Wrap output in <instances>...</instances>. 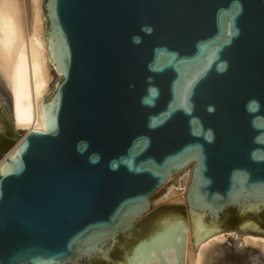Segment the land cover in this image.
Returning <instances> with one entry per match:
<instances>
[{
  "label": "water",
  "instance_id": "95a60500",
  "mask_svg": "<svg viewBox=\"0 0 264 264\" xmlns=\"http://www.w3.org/2000/svg\"><path fill=\"white\" fill-rule=\"evenodd\" d=\"M45 10L63 79L0 170V264L122 261L156 203L264 234V0Z\"/></svg>",
  "mask_w": 264,
  "mask_h": 264
},
{
  "label": "bare ground",
  "instance_id": "6f19581e",
  "mask_svg": "<svg viewBox=\"0 0 264 264\" xmlns=\"http://www.w3.org/2000/svg\"><path fill=\"white\" fill-rule=\"evenodd\" d=\"M42 3L43 0H0V109L18 133L27 132L24 137L33 130H45L46 98L59 84L54 73L63 75L52 59L45 38L46 15ZM24 137L0 159V170L6 157L17 154V146ZM189 216L190 223L172 214L166 219L160 217L159 223L156 219L158 224L153 225L155 228L144 239L151 242L154 233L165 229L168 221L175 220L181 224L178 223L181 236L176 235L177 242L157 252L150 249L143 261L125 264H181L178 261L183 251L182 264H227L230 254L224 247L226 243L235 246L236 251H256L251 264H264V235L261 233L223 230L215 224H207L199 214Z\"/></svg>",
  "mask_w": 264,
  "mask_h": 264
},
{
  "label": "rangeland",
  "instance_id": "374dc122",
  "mask_svg": "<svg viewBox=\"0 0 264 264\" xmlns=\"http://www.w3.org/2000/svg\"><path fill=\"white\" fill-rule=\"evenodd\" d=\"M45 2H46V0H43V3H42V8H43L44 14L46 13ZM45 30H46L45 31V33H46L48 30V19H47V17H46ZM54 77H55V81H57V82H60L63 79V75L59 76L56 72L54 73ZM54 91H55V88L47 96L46 100H49L51 98ZM6 122L11 123V121L6 116L3 115V113L1 112V109H0V127H1L0 130L3 129ZM26 133L27 132H22V133H17V134L19 135V137H24V135ZM16 142L17 141L12 143L7 148L2 149L1 152L4 154L0 153V159H2L6 153L8 154V152L11 151L15 147ZM173 206L178 207V209L177 210H174V209L173 210H166L165 209V208H169V207H173ZM152 212H154V214L151 217V220L149 222L147 230L143 234H136L135 235L131 250L134 248V246L136 245L137 242H139L140 240L149 236V234L153 231L155 226L160 221H162V219H160V217H162V218L164 217V219H166L165 217L168 216L167 218H169V215L176 214L178 216H181L184 220H186L187 223H190V216H189L190 213L188 212V208L184 203H156L153 205L152 210L150 212H148L146 215H144L142 217V219H146ZM156 221L158 223H156ZM168 223L169 224L167 225V227L165 229H163L162 231L156 232L152 235V237H151L152 241L151 242H147L146 244H143L141 247H138V249H136L137 251H136V253H134L132 255V257L129 260V263H133V261H136L139 259L143 261L148 256L150 249L157 252L162 247L164 248L165 246H170L173 243L177 242L176 235L178 236L179 234H181V230L178 228V227H181V226H178V223L180 224V221L177 222L175 220L174 221L170 220V221H168ZM206 223L210 224V225L212 224V223L207 222V221H206ZM154 224H155V226H153ZM185 231H187V229H185ZM229 231H231V230H229ZM261 234L264 235L263 233H261ZM179 236H181V235H179ZM226 242H229V240H227ZM226 242H224V243H226ZM157 247H160V248L157 249ZM224 247L226 248L228 255L230 254L229 255L230 259H229V261H227L228 262L227 264H251V261H252L251 257H254L257 253L254 250H251L248 253L243 252V251L242 252L236 251V247L232 246L231 243H230V245H228V243L224 244ZM119 249H120L122 261H114V264H124L126 257L128 256L129 253L132 252L130 249H126V248H122V247H119ZM179 258H180V261H178V262H181V264H182V261L184 258V251H183L182 257L180 254Z\"/></svg>",
  "mask_w": 264,
  "mask_h": 264
},
{
  "label": "flooded vegetation",
  "instance_id": "af4514ba",
  "mask_svg": "<svg viewBox=\"0 0 264 264\" xmlns=\"http://www.w3.org/2000/svg\"><path fill=\"white\" fill-rule=\"evenodd\" d=\"M18 132L15 130V127L12 125V123L10 122H6L5 123V126L3 127L2 130H0V153L1 154H4L2 153V149L4 148H7L8 146H10L12 143H14L15 141H17V137L18 139L20 138L19 135L17 134ZM152 208H153V205H152ZM166 210H177L178 207H169V208H165ZM164 209V210H165ZM152 210V209H151ZM150 210V211H151ZM149 211V212H150ZM225 213V212H224ZM221 214V217L225 216V214ZM173 215H176V214H173ZM210 217V216H209ZM243 224L239 225V226H235V225H232L230 227H227L226 229H223V230H233V229H237L239 228L240 226H242ZM143 240V239H142ZM141 241V240H140ZM139 241V242H140ZM138 243V242H137ZM136 243V244H137ZM85 261H82L81 264H83Z\"/></svg>",
  "mask_w": 264,
  "mask_h": 264
}]
</instances>
